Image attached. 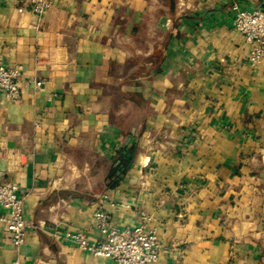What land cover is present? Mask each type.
I'll list each match as a JSON object with an SVG mask.
<instances>
[{
    "label": "crops",
    "instance_id": "obj_1",
    "mask_svg": "<svg viewBox=\"0 0 264 264\" xmlns=\"http://www.w3.org/2000/svg\"><path fill=\"white\" fill-rule=\"evenodd\" d=\"M50 1L0 0V62L23 65L0 172L29 223L18 246L0 221V264H114L67 237L100 240L97 211L156 231L149 264H264V57L231 12L264 0Z\"/></svg>",
    "mask_w": 264,
    "mask_h": 264
},
{
    "label": "built area",
    "instance_id": "obj_2",
    "mask_svg": "<svg viewBox=\"0 0 264 264\" xmlns=\"http://www.w3.org/2000/svg\"><path fill=\"white\" fill-rule=\"evenodd\" d=\"M37 15H44L51 7L50 0H24ZM233 26L250 44L249 62L257 66L264 57V9L248 10L238 2L231 6ZM23 65L8 66L0 62V90L14 103L22 101ZM43 79L26 80V85L41 87ZM0 207L5 211L0 216L4 223L2 233L15 245L25 242L29 223L24 214V198L19 193V185L6 182L0 172ZM96 227L102 238L91 242L82 231L68 233V239L95 256L113 260L114 264H149L159 259L171 248L163 246L154 229L145 223L118 227L104 211L95 213ZM15 264H20L19 260Z\"/></svg>",
    "mask_w": 264,
    "mask_h": 264
},
{
    "label": "trees",
    "instance_id": "obj_3",
    "mask_svg": "<svg viewBox=\"0 0 264 264\" xmlns=\"http://www.w3.org/2000/svg\"><path fill=\"white\" fill-rule=\"evenodd\" d=\"M133 150L134 149H132V153H133ZM132 160H133V157H132L131 152H130V158L128 159L127 164H131Z\"/></svg>",
    "mask_w": 264,
    "mask_h": 264
}]
</instances>
